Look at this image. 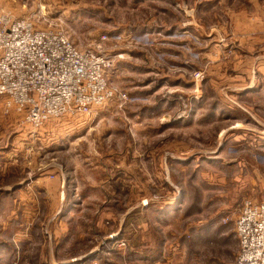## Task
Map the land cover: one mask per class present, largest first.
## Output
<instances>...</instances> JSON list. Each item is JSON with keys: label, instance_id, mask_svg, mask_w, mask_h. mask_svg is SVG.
Returning a JSON list of instances; mask_svg holds the SVG:
<instances>
[{"label": "rangeland", "instance_id": "1", "mask_svg": "<svg viewBox=\"0 0 264 264\" xmlns=\"http://www.w3.org/2000/svg\"><path fill=\"white\" fill-rule=\"evenodd\" d=\"M263 8L0 0V20L114 55L109 80L129 98L33 129L0 96V264H233L258 161L241 137L234 25Z\"/></svg>", "mask_w": 264, "mask_h": 264}, {"label": "built area", "instance_id": "2", "mask_svg": "<svg viewBox=\"0 0 264 264\" xmlns=\"http://www.w3.org/2000/svg\"><path fill=\"white\" fill-rule=\"evenodd\" d=\"M0 21V96L5 111H14L31 128L89 115L111 100L129 101L109 80L114 55L81 50L65 31L35 29L25 17ZM193 77L201 75L195 71ZM240 207L233 264H264V201L248 199Z\"/></svg>", "mask_w": 264, "mask_h": 264}, {"label": "crops", "instance_id": "3", "mask_svg": "<svg viewBox=\"0 0 264 264\" xmlns=\"http://www.w3.org/2000/svg\"><path fill=\"white\" fill-rule=\"evenodd\" d=\"M234 30L238 50L237 94L239 107L244 110V113L240 110V123L244 121L245 126L244 130L241 129V137L247 144L254 137L257 142L256 146H252L258 159L257 167L250 170L252 177L248 175L244 178H249L247 188L251 189L252 200L264 201V10L260 9L248 19H240ZM255 126L259 130L254 132Z\"/></svg>", "mask_w": 264, "mask_h": 264}]
</instances>
